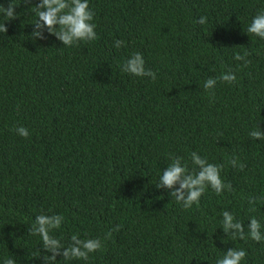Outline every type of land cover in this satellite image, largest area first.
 I'll return each instance as SVG.
<instances>
[{
	"label": "trees",
	"instance_id": "obj_1",
	"mask_svg": "<svg viewBox=\"0 0 264 264\" xmlns=\"http://www.w3.org/2000/svg\"><path fill=\"white\" fill-rule=\"evenodd\" d=\"M40 2L15 0L18 18L0 33V264H45L29 233L41 214L64 217L50 234L65 247L73 234L103 243L57 264H216L234 248L247 252L242 264H264V242L221 225L228 210L264 233V203L250 212L247 199L264 196V140L249 136L264 131V39L247 33L264 0H88L98 38L72 47L47 29L32 39ZM245 51L246 67L234 59ZM136 52L154 80L122 71ZM229 71L236 83L217 80L213 99L203 84ZM193 151L223 165L233 190L208 187L185 209L156 184L169 154L198 171Z\"/></svg>",
	"mask_w": 264,
	"mask_h": 264
},
{
	"label": "clouds",
	"instance_id": "obj_2",
	"mask_svg": "<svg viewBox=\"0 0 264 264\" xmlns=\"http://www.w3.org/2000/svg\"><path fill=\"white\" fill-rule=\"evenodd\" d=\"M24 2L30 3L31 0H24ZM18 5L15 3V0H10L7 7L0 4V15L3 17V22H0V33L6 34L8 32L5 21L18 18L16 12ZM31 11L38 17L36 22L33 23L34 30L31 34L33 40L37 38L45 39V29L67 47H72L80 41L90 42L98 38L95 31L96 24L93 23L95 13L91 10L88 0H41L39 4L31 8ZM197 23H207V17H201ZM247 33L264 39V9L260 10L253 18L247 28ZM123 43V41L117 40L115 41V47L119 48ZM249 55L250 53L247 51L243 52L242 55L237 52L234 59L243 61L246 67L251 63L247 59ZM122 71L138 77L148 76L153 80L156 78V74L152 70H146L145 60L142 53L139 52L133 53L124 62ZM217 80L234 84L237 81V77L229 71L222 73L218 78H208L203 84V88L213 99L215 98L214 89L217 85ZM15 131L24 138L29 137V131L25 127H18ZM249 136L253 140H264V131H261L258 127L251 131ZM169 158L171 159V163L166 170L162 171L156 187L170 189V195L175 198L177 203L182 204L185 209L191 208L194 204L199 205L200 198L208 187H211L217 195L222 194L225 189L229 192L233 190L232 185L230 183L225 184L221 178L220 172L223 165L209 163L206 158L201 157L197 152L193 151L190 154V159L193 165L198 168V171L189 172L187 165L183 163L181 157L169 154ZM229 163L241 171L246 167L245 164L238 163V158L235 156L229 159ZM247 199L250 205V212L256 211L255 206L258 202L264 203V196H250ZM221 215V225L227 236L245 241L250 238L257 243L264 242L261 222L256 217L250 218V223L247 229H245L244 223L237 220L232 212L224 210L221 212ZM63 222L64 217L62 215L41 214L36 216L35 222L29 228L31 235L41 237L45 264H57V257L61 255L63 256V260L79 259L87 261L90 253H94L103 247V243L99 238L81 239L79 234H73L71 236V243L67 247L63 246L59 239L50 234L54 230L59 229ZM113 231H119V226L113 229ZM111 234L112 232L110 231L108 237ZM47 253H51V255ZM41 255L36 257H40ZM246 256L247 252L244 249H228L223 257L217 260L216 264H242ZM3 264H16V261L14 258L5 257Z\"/></svg>",
	"mask_w": 264,
	"mask_h": 264
}]
</instances>
